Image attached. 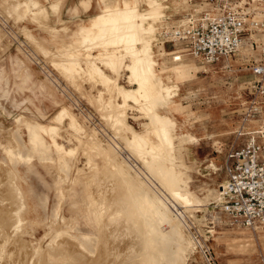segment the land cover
I'll return each instance as SVG.
<instances>
[{
	"label": "rangeland",
	"instance_id": "374dc122",
	"mask_svg": "<svg viewBox=\"0 0 264 264\" xmlns=\"http://www.w3.org/2000/svg\"><path fill=\"white\" fill-rule=\"evenodd\" d=\"M60 1L0 0V264L49 263L44 262L42 257L47 249L56 246V242L61 238V242L65 238L69 239L70 247L73 245L71 242H76L80 249L78 252L71 247L75 250V255L67 263H94L89 261L92 260L91 256L94 260L103 258L100 257L103 249L102 254L99 249L104 245V249L107 248L110 237L105 236L107 239L103 242L106 244L102 243V240H99L102 237H99L103 234L100 235L101 232L97 231L106 227L102 226L105 223L102 221L105 220L108 225V222L113 223L116 218L112 215L114 212L110 211L111 205L107 206L106 211L105 200L109 198L106 202H110L112 193L117 189H124L122 196L132 198L133 196L128 195L137 194L135 192L138 186L136 187L135 181L138 179L140 182L137 185L145 183L149 195L155 196L166 206L172 220L174 219L181 228L180 235L184 240L180 245L172 246L178 264H264V227L250 229L231 225L221 211V200L218 197L224 181L223 163L229 150L239 147L247 139L248 133L257 130L261 124L264 125V108L259 122L244 119L248 110L245 103L254 97V94L249 96V85L259 80L264 85V74L256 76L252 73L256 67H264V1L226 0L245 15L244 34L235 57L216 65H204L188 56L178 42L160 45L159 41H156V34L162 28L168 29L187 19H201L214 14L216 6L211 0H108L116 8H124L125 3H128L127 6L133 10L132 17L135 13L128 25L133 29L140 28L139 35L136 39L132 36L131 40L130 37L126 40L129 33L134 35L135 32L133 29L128 31V17L119 22L102 24V33L93 42H81L77 32L81 29L85 32H95L91 20L104 12L105 3L96 0V11L88 13L91 0H77L74 4L72 3L75 0ZM70 4L72 5L66 7ZM51 5H56L57 9ZM120 22L125 23H122L124 27L119 25ZM117 24L123 31L128 28L126 33L115 26ZM106 26L113 28L111 34L107 33L109 37H105ZM118 30L126 34L118 33L120 40L116 36ZM102 38L107 40L104 45H101V42H104ZM110 40L114 44H108ZM118 40L119 45L116 44ZM103 49L116 52L119 58L121 57L118 65L108 62L107 56L101 54ZM145 55L150 58L148 61L153 74L165 85L170 86L174 96L171 101L168 98L160 101L149 93L137 100L126 99V124L130 131L142 133V125L151 123L150 117L155 113L165 118L168 141L173 148L174 169L182 180L177 188L179 191L172 187L164 171L160 173L162 167L169 164L160 161L161 163L151 165V168L148 165L153 156L149 158L146 154H156L155 157H160L161 153L152 151L147 145L140 146L138 140L139 146L136 145L130 131L122 134L121 125L113 114L111 116L112 104H123L121 94H118L120 92L116 89L135 90L146 80L147 75H143L146 61L142 63L144 66H140L141 60H138L142 57L143 61ZM87 59H91L92 66L103 73L101 81L95 80L87 72ZM132 62L135 68L140 67L141 70H138L142 74L139 75L144 78L136 77L138 82L134 78L135 75L139 76L136 69L127 68ZM138 62L140 65H137ZM72 66L73 69H70ZM110 66L116 68V71ZM132 71H135L134 74ZM149 79L150 85H154L153 88L156 89L155 80ZM150 85L149 87H152ZM143 87L146 88V85L143 84ZM255 101L264 99L257 98ZM152 103L155 108H152ZM56 114L57 118L52 119ZM70 117L81 126L79 131L70 125ZM40 124L51 128L47 136L40 129ZM56 129H59L58 135L55 133ZM49 134L51 137L53 134L52 138L62 150L51 147ZM86 143L96 144L99 148L94 150L97 148L94 147L93 151H89ZM161 145L166 146V142L161 141ZM140 147H143L142 150ZM131 148H136V156L132 155L135 153ZM108 149L109 153L115 152V157L112 152L109 155L112 164L102 158L104 151L107 152ZM99 150L102 155H99ZM139 150L141 153L146 151L143 152L145 156H141ZM70 151L74 153L71 157L67 155ZM123 161L132 168L129 169V174L135 184L127 183L123 177L113 178V184L111 183L110 177H120L116 167ZM155 165L159 168H155ZM154 169H159L157 176ZM91 172L95 174V178L91 177ZM161 174H164L163 177ZM99 176L104 182L100 180L99 184H95V181L100 179H97ZM106 179H109V183H106ZM120 179L125 181L124 186L117 188L116 185L122 183ZM81 181L91 187L89 189L95 198V206L100 208L103 214L105 212L106 217L99 221L101 226H96L86 218L85 207L76 209V206H72L77 200L85 199ZM144 185H141L143 192L147 191V188L142 187ZM100 187L110 193L104 192L105 199L102 198L103 189ZM181 197H191V203L182 204L179 201ZM129 199L127 198L122 207L119 205L121 209L114 205L112 209L116 208L117 211L118 208L119 212L128 209ZM135 200H130L129 205ZM112 203L113 201L110 202ZM123 205L128 208H123ZM109 211L112 213L110 217L107 215ZM149 222H152V218ZM167 224L163 222L158 225H161L158 229L162 230L160 231L163 235L166 232V236L170 230V224ZM112 230L118 231L119 228ZM118 232L120 235L116 233L115 237H120L123 233L120 230ZM58 233L62 235L56 241L54 239ZM119 237L113 238L117 245L119 241L122 244ZM113 239L108 242V246H111L108 248L112 251L107 253L113 255L111 253L118 248L119 251L116 250L120 254L123 248L121 245L120 248H112L116 245L112 246ZM128 239L131 241L124 239L130 245H123L125 252L126 249L132 248L134 243L133 236ZM76 245L74 244V248ZM96 248L98 249L95 251ZM37 251L40 253L36 258L33 255H36ZM80 251L85 253V257L81 256ZM129 252L131 253L130 250ZM97 253L100 255L98 258ZM120 255L121 258L115 257L118 259L117 264L129 254ZM134 255L135 258L137 255ZM107 258L103 259L108 261ZM128 259L129 257L124 259L123 264H128L125 263ZM136 259L137 262L138 259L140 261L141 256ZM111 260L114 262V258ZM163 261L166 262V259ZM163 261L158 259L156 262L164 264Z\"/></svg>",
	"mask_w": 264,
	"mask_h": 264
},
{
	"label": "bare ground",
	"instance_id": "6f19581e",
	"mask_svg": "<svg viewBox=\"0 0 264 264\" xmlns=\"http://www.w3.org/2000/svg\"><path fill=\"white\" fill-rule=\"evenodd\" d=\"M62 1V0H61ZM60 1V2H61ZM104 3H105V8H104V12H102L101 14H99V16H97L96 18H93L91 21H92V27L93 28H95V32L94 33H92V32H85V31H83L82 29L81 30H79L78 32H77V34H78V38L79 39H81V42H84V41H89V42H93L101 33H102V29H101V25L102 24H104L105 22H119V20H124L125 18H128V21L126 22V26H128V28H126V29H128V31H132V26L130 27V25H128L129 23H130V21L132 20L131 18H134L135 16V13H134V15H133V17H132V14H131V11H133V10H131V8L130 7H128L127 6V4L125 3V5H124V8H116L115 6H113V5H111L109 2H108V0H102ZM58 4H59V2H58ZM154 4V3H153ZM27 5H30V4H27ZM27 5L25 6L24 5V7H27ZM150 5V4H149ZM51 6H53V5H51ZM55 6V7H54ZM53 6V8H56L57 9V6L56 5H54ZM25 10V9H24ZM136 12V11H135ZM137 13V12H136ZM129 15H131V17L129 16ZM137 16V18H138V15H136ZM140 17V16H139ZM130 19V20H129ZM123 22H120V24L119 25H125V23H123ZM136 23V22H135ZM124 25L122 26V27H124ZM115 26H117V27H119L118 26V24L117 25H115ZM114 26V27H115ZM136 25L134 24V26L133 27H135ZM116 27V28H117ZM103 28H105V27H103ZM119 28H121V26L119 27ZM119 28H117V29H119ZM106 29H107V31H105V33L107 34V33H110L111 34V32L113 31V28L112 27H108V26H106ZM116 29V30H117ZM124 29V28H123ZM126 29H125V31H126ZM140 28H138V30H139ZM121 30H122V28H121ZM133 30H135V32H134V35L132 34V33H129L128 35H127V38H126V40H128L129 39V37H130V39L129 40H131V37L132 36H135V39H136V36L137 35H139L138 34V30L137 29H133ZM123 31V30H122ZM125 31H123V32H125ZM123 32H120V30H118L117 32H116V34H118V33H120V35L123 33ZM142 32H144V29H143V31ZM126 33V32H125ZM125 33H123V35L125 34ZM128 33V32H127ZM136 33V34H135ZM120 35L118 34V35H116V36H118V38L120 37ZM126 35V34H125ZM130 35V36H129ZM105 37H109L108 36V34H107V36H105ZM104 37V38H105ZM104 38H102V39H104ZM115 38V37H114ZM116 39V38H115ZM141 38L139 37V40H140ZM119 40H120V38H119ZM116 41L115 43L117 44V45H119L120 44V41ZM125 40V39H124ZM98 41H100V40H98ZM97 41V42H98ZM102 41V40H101ZM105 41H107L106 39H104V42L102 43L101 42V45H104L105 43H107V42H105ZM110 42V43H109ZM108 42V44H111V43H113V42H111V40ZM119 42V43H118ZM96 43V42H95ZM142 43V42H141ZM145 43H147V41H145ZM114 44V43H113ZM144 44V43H143ZM146 47H148V45L147 44H144ZM143 46V45H142ZM124 49V48H123ZM127 50H128V48H126ZM126 49H124V50H126ZM147 51H148V49L147 48H145ZM145 50V51H146ZM101 54H103V55H105V56H107L106 58L108 59V62L111 64V65H115L116 63V65H118V61L121 59V57L119 58V56H118V54L116 53V52H113V51H106V49H103L102 51H101ZM100 54V55H101ZM130 54V53H129ZM126 55V54H125ZM135 55V54H134ZM143 56V55H142ZM123 57H124V55H123ZM144 57V56H143ZM142 58V57H141ZM141 58H139L138 60H141V65H140V63L139 64H137V65H140V66H144V65H142V63H144V61H146L145 62V67L143 68V75L144 76H146L145 78H146V80H144V82H141V86H139V88L138 89H135V90H124V89H121L120 87V90L119 89H116L117 91H119L120 93H118V94H121L120 96L122 97V102H123V104L122 105H120V104H112L113 105V113H111V116H113L114 115V118L116 119V121L121 125V133L122 134H125V132L126 131H130L129 129H130V127L126 124V105H125V101H126V99L127 100H130V99H128V98H133V99H135V100H137V99H139V98H141V97H143L146 93H149L151 96H155V97H157V98H159V100L160 101H163L164 99H170V101L173 99V96H174V93L173 92H171V90L169 89V87L170 86H167V85H165L163 82H161L158 78H156V76L153 74V70H152V66H151V64H150V62L148 61V59H150V58H148L147 57V55H145V59L142 61V59ZM74 62V61H73ZM93 61H91V59H87L86 60V62H85V66H86V69H87V72L88 73H90V75L95 79V80H100L101 79V74H103V73H100L99 72V70H97V67L95 68L94 66H92L93 65V63H92ZM75 63V62H74ZM72 64V63H71ZM136 65V66H137ZM109 67V66H108ZM111 67V66H110ZM113 67V66H112ZM111 67V68H112ZM116 67V66H115ZM119 67V66H118ZM135 68V65L133 66V62H132V65L130 66V67H127V68H129V70H130V68ZM70 69H73V66L72 67H69ZM114 68V67H113ZM131 68V69H132ZM116 68H114V71H116L115 70ZM119 69V68H118ZM136 69V73H138V75L139 74H142V73H139L140 72V67H138V69H140V70H138L137 68H135ZM133 70V69H132ZM135 72V71H134ZM134 72L132 71V73L134 74ZM118 73V72H117ZM148 74H149V76H148ZM143 75H139V76H137V75H135V79H136V77H137V79H139V78H141ZM141 76V77H140ZM105 77V76H104ZM143 78V77H142ZM149 78H153L154 80H155V84L157 85V88L155 89V88H153V86L152 85H150V83L148 82V81H150V79ZM27 79V78H26ZM130 79V78H129ZM137 79H136V81H137ZM144 79V78H143ZM143 79H141L142 81H143ZM31 80V79H30ZM108 80H109V78H108ZM101 81V80H100ZM153 81V80H152ZM138 82V81H137ZM140 82V81H139ZM149 83V85L150 86H152V87H149V85H147ZM143 84H145L146 85V88H147V91H145V87H143ZM30 86V85H29ZM117 87V86H116ZM42 91H44V90H42ZM117 94V95H118ZM116 99V98H115ZM110 100V99H109ZM149 100V99H148ZM111 101V100H110ZM147 101V100H146ZM144 102V103H147V102ZM151 102H153V101H151ZM150 102V103H151ZM106 104V103H105ZM109 104L111 105V102H109ZM154 103H152V108H155V106L153 105ZM156 104V103H155ZM107 105V104H106ZM146 105H148V103L146 104ZM108 107H109V105H107ZM145 106V105H144ZM144 106H143V110H144ZM142 107V106H141ZM150 107V106H149ZM145 109H146V107H145ZM151 109V108H150ZM150 109H148V110H150ZM110 110V109H109ZM147 110V109H146ZM152 111V110H151ZM109 112H111V111H109ZM59 113V112H58ZM151 113H153V112H151ZM71 114V113H70ZM113 114V115H112ZM148 114V113H147ZM157 113H155V115H152V117H150L151 118V123H149V124H144V125H142L143 126V132L142 133H135L134 131H130V133H131V135H132V139H133V141H136V145H138V143H137V140L138 141H140V146L141 145H143V146H148L149 147V149H151L152 151H157L158 153H161L160 154V157L158 156V157H155L156 156V154L155 155H153V154H150L149 152H147V153H149V154H146V155H149V158H151V156H153V161L150 159V161L148 162V165L150 166V168L152 167L151 165H153V164H157L158 162H160V161H165L166 162V164H169V165H167V166H163L162 167V172H160V173H163V171L165 172L164 174L166 175L165 177H167V180H169V181H171V185H172V187L173 188H178L179 187V185L182 183V180H181V178H180V175H179V173H177L176 171H175V169H174V155H173V148H172V145H171V143L168 141L169 139H168V133H167V131H166V129H165V124H166V121H165V118L163 117V116H158V114L156 115ZM55 118H57V114L54 116V118H52V119H55ZM113 118V117H112ZM111 118V119H112ZM114 119V120H115ZM47 120V119H46ZM57 121V120H56ZM69 122H70V125L76 130V131H79L80 129H81V126H79L78 124H77V122H76V120L74 119V118H72V117H70V119H69ZM117 124V123H116ZM115 124V125H116ZM53 125V124H52ZM117 127V126H116ZM55 128V127H54ZM40 129L42 130V132L44 133V134H46V136L48 135V133L50 132V130H51V128H49V126H47V125H43V124H40ZM57 130L59 131V129H56V132L55 133H57ZM116 130V129H115ZM117 130H119V129H117ZM81 132V131H80ZM168 132H169V130H168ZM84 133V132H83ZM79 134V133H78ZM50 135V134H49ZM57 135H58V133H57ZM50 137V145H51V147H53L54 149H56V150H58V151H60V150H62V148L55 142V140L52 138L53 137V134H52V137H51V135L49 136ZM165 141L166 142V146H164V147H162V145H161V141ZM91 141H93V140H91ZM89 142H90V140H89ZM91 143V142H90ZM48 144V143H47ZM97 144H98V142H97ZM132 144L133 143H131V145H130V147H132ZM87 147H88V149H89V151H93V149H94V147H97L96 146V144H85ZM99 145V144H98ZM134 145H135V142H134ZM133 145V147H135ZM138 145V146H139ZM101 147V146H100ZM111 147V146H110ZM109 147V148H110ZM99 147H97V148H95L94 150H96V149H98ZM129 148V147H128ZM141 149L140 150H142V148L143 147H140ZM101 149H103V148H101ZM132 149V148H131ZM135 149L136 148H133L132 150H133V152L135 153V154H132V155H135L136 156V152L137 151H135ZM111 150H113V148L111 149ZM139 150V152H140V154H141V156H143V152H146V151H143L142 153H141V151ZM104 151V150H103ZM131 151V150H130ZM102 151L101 150H99V155H102V154H100ZM105 153H108L107 154V156L106 157H103V155H105V153L102 155V158H106V161L108 162V160L111 158L109 155H110V153L112 152H110L109 153V149H108V151L106 152V151H104ZM94 153V152H93ZM97 153V154H98ZM113 153H115L114 151L112 152V155H113ZM91 154H92V152H91ZM90 154V155H91ZM139 153H138V155H140ZM67 155L68 156H73L74 155V153L72 152V151H70V152H67ZM98 155V156H99ZM111 155V156H112ZM144 156H145V154H144ZM113 157H115L114 155H113ZM136 158V157H135ZM116 159V158H115ZM145 159V158H144ZM158 159V160H157ZM113 160V162H114V164H115V161H114V159H112ZM123 160V159H122ZM152 161V162H151ZM109 162H111V160H109ZM161 163V162H160ZM111 164H112V162H111ZM109 165H110V163H109ZM159 165V164H158ZM158 165H155V168H156V166H158ZM90 166V165H89ZM92 166V165H91ZM147 166V165H146ZM116 167V166H115ZM145 167V166H144ZM110 168V167H109ZM117 169H118V172H119V176L120 177H117V176H115V177H110L109 179H111V181H112V179L114 178H122L123 177V180H125L126 179V181H127V183L129 182V183H134V181L132 182V180H131V176H130V174H129V169L131 168V167H129V165H127V162L125 163L124 161L123 162H120L119 164H118V166L116 167ZM158 168H159V166H158ZM132 169V168H131ZM152 170V169H151ZM155 170V173H156V176H157V174H159V169H154ZM157 170H158V172H157ZM131 171H133V170H131ZM117 172V173H118ZM150 172V171H149ZM90 173V172H89ZM92 173V176L91 177H93V176H95V174L93 175V172H91ZM113 173H115V171L113 172ZM151 174H153V173H151ZM164 174H161L162 175V177H163V175ZM110 175H112V174H110ZM135 175V174H134ZM154 175V174H153ZM155 176V175H154ZM159 176V175H158ZM90 177V176H89ZM90 177V178H91ZM161 177V178H162ZM93 178H95V177H93ZM98 178H100V179H98ZM133 178H135L134 176H133ZM132 178V179H133ZM139 178V177H138ZM137 178V179H138ZM154 178V177H153ZM97 182L95 181V184H97L98 183V181H100L101 179H102V177L101 176H99V177H97ZM104 179H105V175H104ZM103 179V180H104ZM108 179V180H109ZM136 179V178H135ZM158 179H159V177H158ZM166 178H164V180H165ZM75 180V179H74ZM95 180V179H94ZM103 180H101L102 182H104ZM107 180V179H106ZM107 180V181H108ZM120 180H122V179H120ZM123 180H122V183H121V185H119L117 182H115V183H117L118 185H116V187L118 188V187H121L122 185H123V183L125 182H123ZM131 180V181H130ZM156 180V179H155ZM167 180H165V181H167ZM117 181H119V179H117ZM143 181V180H142ZM141 181V182H142ZM158 181V180H157ZM156 181V182H157ZM82 183H83V194L84 195H86V196H84V200H82V201H80V200H77L76 202H74L73 203V205L72 206H76V209H77V207L79 208V207H85V210H86V212H85V216H86V218L89 220V221H91V222H93L94 224H96V226L99 224V221H100V219L102 218V217H106V215H104L105 214V212H104V214L102 213V210L100 209V208H97L96 206H95V204H96V201H95V198H94V196H93V194L90 192V189H89V185L86 183V182H83V181H81ZM101 182V183H102ZM138 182H140V179H138V181L136 180L135 181V185H136V187L138 186V188H136L137 189V191L136 190H133V191H136L135 193H137V194H135V195H133V193H132V195H128V196H133L132 198H130L129 199V197H127L126 195L125 196H122V193L121 192H123L124 191V189L122 190V191H120L119 189H117V191L116 192H114V193H112V197H111V195H109L111 198H110V202H112L113 201V203L112 204H110V202H106V200H108L109 198V196L107 197L108 199H106L105 200V207H106V211H107V206L108 205H111V209H112V205H114V206H118V208H120L119 207V205L122 207V204H124V202H126L127 201V198L129 199L128 200V202L130 203V200H135L136 198V195H138L137 196V200H135V201H133V203L131 204V206L129 205V203H128V206H129V208L128 207H126L125 205H127V203L125 204V205H123V208H128V209H125L124 211H122L121 210V212H119L120 210L117 208V211H115V209L116 208H113L112 210L110 209V211H112V213H110V211H109V214L107 213V215H108V217H110L111 216V214L112 215H114L116 218H115V220L113 221L112 219H109V220H112L113 221V223H111V221L110 222H108L109 224L107 225V223H106V221L104 220V221H102V223L103 222H105L104 224H102V226H106V227H102L103 228V230H100V228H99V230L97 231V232H101L100 233V235H102L103 234V236H100L99 238H101V239H99L102 243H105L106 244V242L104 241L103 242V240L104 239H107V237H105V236H108V237H110V240L108 241V242H110L113 238H117V237H119L118 235H117V237H115L116 236V233L117 234H119L120 235V232H118L119 230L121 231V232H123V233H121V236L119 237V239L121 240V243L122 244H120V241H119V239H115V240H117V241H119V245H117V242H115L114 241V239H113V241H112V243H113V245L112 246H114V244H116L115 245V247H112V248H116V246H122V251L123 252H121L123 255H124V253H126V255H128V256H126V258L127 257H129V259H128V262H126L125 261V263H128V264H157V260L158 259H161V261H163V259L165 260L166 259V262H167V260H168V264H176V260H177V264H178V259H175L174 258V253L172 252V246L173 245H180V243H182V241L184 240L183 239V237H181V228L179 227V225H178V223L177 222H175L174 221V219L172 220V218H171V216L169 215V211L167 210V208H166V206L159 200V199H157L155 196H150L149 195V190H148V188L147 187H145V183L144 184H141V185H144V186H142V187H145V188H147V191L145 190V192H143V190H141V185L139 186V185H137V183ZM168 182V181H167ZM101 183H100V185H101ZM106 183H109V181L108 182H106ZM112 184H113V181L111 182ZM126 183V185H130L131 186V184H127ZM143 183V182H142ZM170 183V182H169ZM99 184V183H98ZM134 184H132V186L133 187H135L134 186ZM124 186V185H123ZM93 187V186H92ZM112 187V186H111ZM91 188V187H90ZM101 189H103V192H102V198H103V194H104V192H108L109 193V191L108 190H104V188H102V187H100ZM108 188V187H107ZM115 188V187H114ZM122 188V187H121ZM140 188V189H139ZM12 189V188H11ZM10 190V189H9ZM111 190H113V188H111ZM110 190V192H113V191H111ZM115 190V189H114ZM142 191V192H139V191ZM100 191V190H99ZM102 191V190H101ZM128 191H130V190H128ZM132 191V190H131ZM150 191H152V190H150ZM177 191H179V189H177ZM12 192H14L13 191V189H12ZM126 192V191H125ZM142 193V194H139V193ZM220 192V191H219ZM15 193H16V191H15ZM7 194H9V193H7ZM6 194V195H7ZM110 194V193H109ZM150 194H152V193H150ZM154 195H156L155 193H153ZM170 194H171V192H170ZM144 195V196H143ZM13 196H14V194H13ZM143 196V197H142ZM157 196V195H156ZM139 197V198H138ZM177 197V196H176ZM218 197H219V199L220 200H222L221 199V194L220 195H218ZM174 198V197H173ZM191 197H181L180 199H179V201H181V203L182 204H189V203H191V199H190ZM8 199V198H7ZM99 199V198H98ZM103 199H105V198H103ZM99 202H100V200H99ZM114 202H116L117 204L118 203H120V204H118V205H116V204H114ZM101 203V202H100ZM20 204V203H19ZM11 205V204H10ZM9 206V205H8ZM2 208V207H1ZM18 208V207H17ZM20 208V207H19ZM18 208V209H19ZM21 208H22V206H21ZM121 209V208H120ZM82 211H83V209H81ZM14 211V210H13ZM15 211H16V209H15ZM19 211V210H18ZM3 212V211H2ZM84 212V211H83ZM119 212V213H118ZM171 213V212H170ZM3 214V213H2ZM7 216H10L9 214H6ZM12 217H13V215H12ZM4 218V217H3ZM10 218V217H9ZM148 218V219H147ZM150 218H152V222H149V219ZM11 219V218H10ZM108 219V218H107ZM114 219V218H113ZM147 219V220H146ZM13 220H14V218H13ZM108 220V221H109ZM16 221V220H15ZM163 222H165V223H168V224H170V230H169V235H167L166 236V232L164 233V235L162 234V230L161 229H158V227H160V226H158L159 224H163ZM5 223V222H4ZM9 223V222H8ZM11 223V222H10ZM110 223L112 224V225H110ZM167 224V225H168ZM136 225H137V227H136ZM13 226V225H12ZM99 226H101L100 224H99ZM110 226V227H109ZM117 226H119L118 228H119V230L118 231H114V230H112V228H115V230H117L118 228H116ZM120 226H121V228H123V229H121L120 228ZM11 227V226H10ZM168 227V226H167ZM89 229V228H88ZM94 229H95V227H94ZM161 230V231H160ZM57 231V230H56ZM90 231V230H89ZM110 233H109V232ZM58 232V231H57ZM96 232V233H97ZM108 232V233H107ZM112 232H114L113 233V235H111L110 236V234H112ZM126 234H125V233ZM54 234V233H53ZM62 235V233H58V234H56V237H55V239L54 240H56L57 241V239L60 237ZM126 235H128V236H131V237H127ZM132 236H133V241L132 242H134L132 245V248L130 247V249H126V251L127 252H125V250H124V247H126L127 245H128V247L130 246L129 244H128V241H125L124 239H126L127 238V240H129V241H131L130 239H128V238H132ZM122 238H124L123 240H122ZM52 239V240H53ZM62 239V238H61ZM61 239L60 240H58V242H56L57 243V245L56 246H52V248L51 249H47L48 251L43 255V261L44 262H49V263H40V264H117L116 262L118 261V259H115V257H117V258H121V256L122 255H120L119 254V252H117V250H118V248H116V249H114L115 251H113V253H111V254H116V253H118V254H116V256L115 257H113V255H109L107 252H110V251H112V249L110 250L108 247L110 246H108V242H107V244H106V246H107V248H105L104 249V247H105V245L104 246H102V248L101 249H99V252L101 251V254H102V249H103V254L100 256L99 255V253H97V258H98V255L100 256V257H103L104 259L105 258H107L108 256L109 257H112V258H107L108 259V261H105L103 258H101V259H99V260H101L100 262H99V260H94L93 258H91L90 257V259H92V260H89V261H92V262H94V263H67L70 259H71V257L73 256V255H75L74 254V252H75V250H80V249H78V244L76 243V242H71V244H73L71 247H73V249H75L74 251H73V249H71V247L69 246L70 245V240L69 239H67V238H65V239H63L64 240V242H63V240H62V242H61ZM68 240V242H67V240ZM53 240V241H54ZM66 240V241H65ZM98 240V243L99 244H101L100 243V241ZM95 241V240H94ZM123 241H125V242H123ZM66 243H68V244H66ZM111 243V244H112ZM124 243V244H123ZM125 243L127 244V245H125ZM189 243V242H188ZM188 243H186L187 245H189ZM191 243V242H190ZM74 244L77 246H75L76 248H74ZM98 244V245H99ZM110 244V243H109ZM102 245V244H101ZM123 245H124V247H123ZM182 245V244H181ZM23 247V246H22ZM53 247H55V248H53ZM96 247H100V246H96ZM111 247V246H110ZM133 247H134V249H133ZM180 247V246H179ZM46 248V247H45ZM120 248V247H119ZM37 249H39V248H37ZM98 248H96L95 249V251L97 250ZM108 249V250H107ZM133 250V252H132V250ZM175 249V248H174ZM173 249V250H174ZM29 250V249H28ZM121 250V249H120ZM128 250H130L131 251V253L129 252L128 253ZM40 251V250H39ZM119 251V250H118ZM79 252V251H78ZM139 252V253H138ZM39 253L40 252H36V255H33V256H35L36 258H37V256L39 255ZM181 253V252H180ZM43 254V253H42ZM77 254V253H76ZM80 254H81V256H84L85 257V253L84 254H82V251H80ZM134 254H136V255H134ZM96 255V254H95ZM95 255H94V258H95ZM120 255V257H118ZM133 255L134 256H136L135 258L133 257ZM30 256V255H29ZM78 256V255H77ZM141 256V259H140V261H139V259H138V262L136 261L137 259V257H140ZM35 257H33L34 259H35ZM39 257H41V255L39 256ZM88 257V256H87ZM86 257V258H87ZM74 258H75V256H74ZM89 258V257H88ZM114 258V262H112V260L111 259H113ZM126 258H122V260H121V264H123L124 262V259L126 260ZM132 259H134V260H132ZM38 260H40V259H38ZM94 260V261H93ZM120 260V259H119ZM132 260V261H131ZM34 261H36V260H34ZM85 261V260H84ZM86 261H88V259L86 260ZM130 261H131V263H130ZM134 261H135V263H134ZM179 261L181 262V260L179 259ZM33 262V261H32ZM81 262V261H80ZM103 262H106V263H103ZM160 262V261H159ZM163 262H165V261H163ZM166 262L164 263V264H166ZM120 263H118V264H120ZM2 264V263H1ZM21 264V263H20ZM25 264H27V263H25ZM38 264V263H37Z\"/></svg>",
	"mask_w": 264,
	"mask_h": 264
},
{
	"label": "built area",
	"instance_id": "2783aa9c",
	"mask_svg": "<svg viewBox=\"0 0 264 264\" xmlns=\"http://www.w3.org/2000/svg\"><path fill=\"white\" fill-rule=\"evenodd\" d=\"M211 1L216 6L214 14L162 28L156 41L160 45L178 42L188 56L204 65H216L235 57L242 44L245 15L226 0ZM252 73L262 76L264 67H256ZM248 91L254 97L245 103L248 110L244 119L257 123L264 101L255 100L264 99V85L255 81ZM247 136L239 147L229 150L224 160L220 207L231 225L255 229L264 227V125Z\"/></svg>",
	"mask_w": 264,
	"mask_h": 264
},
{
	"label": "crops",
	"instance_id": "0c3cea01",
	"mask_svg": "<svg viewBox=\"0 0 264 264\" xmlns=\"http://www.w3.org/2000/svg\"><path fill=\"white\" fill-rule=\"evenodd\" d=\"M76 1H77V0H75L72 4H74ZM72 4H70V5L66 6V7H69V6H71ZM95 7H96V0H91V7H90L88 13H89V12L94 13V12L96 11ZM80 15H81V14H80Z\"/></svg>",
	"mask_w": 264,
	"mask_h": 264
}]
</instances>
